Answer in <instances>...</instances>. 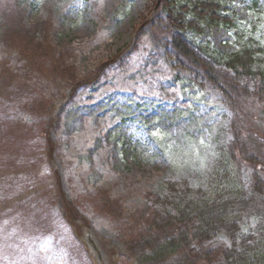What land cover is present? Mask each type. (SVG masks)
Segmentation results:
<instances>
[{"label": "rangeland", "instance_id": "obj_1", "mask_svg": "<svg viewBox=\"0 0 264 264\" xmlns=\"http://www.w3.org/2000/svg\"><path fill=\"white\" fill-rule=\"evenodd\" d=\"M153 6L0 0V264H123L114 252L167 181L205 185L232 112L168 60L173 33ZM224 9L235 29L204 24L189 39L222 56L249 42L264 52V0Z\"/></svg>", "mask_w": 264, "mask_h": 264}, {"label": "trees", "instance_id": "obj_2", "mask_svg": "<svg viewBox=\"0 0 264 264\" xmlns=\"http://www.w3.org/2000/svg\"><path fill=\"white\" fill-rule=\"evenodd\" d=\"M232 1L153 0L152 10L164 13L166 30L173 33L165 44L168 60L229 107L232 138L218 150L203 187L166 182L135 225L131 244L114 252L123 264H264V52L249 42L222 56L188 37L202 35L204 24L235 29L224 9ZM57 199L60 211L74 219L76 207L64 192ZM252 218L258 221L255 232L242 235V225ZM219 235L229 246L209 245Z\"/></svg>", "mask_w": 264, "mask_h": 264}]
</instances>
